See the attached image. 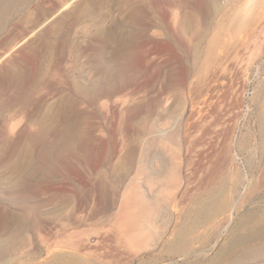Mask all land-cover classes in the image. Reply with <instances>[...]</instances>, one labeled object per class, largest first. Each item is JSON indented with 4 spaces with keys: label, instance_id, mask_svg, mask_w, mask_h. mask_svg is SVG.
<instances>
[{
    "label": "rangeland",
    "instance_id": "1",
    "mask_svg": "<svg viewBox=\"0 0 264 264\" xmlns=\"http://www.w3.org/2000/svg\"><path fill=\"white\" fill-rule=\"evenodd\" d=\"M65 1L26 0L8 15L0 31V105L7 101L9 106L0 108V177L19 144L31 145L29 158L43 164L24 201L19 198L24 185L0 178V208L23 213L26 203H41L39 236L48 238L52 252L73 251L74 264H231L235 258L232 264H264V245L258 240L252 247H263L262 257L248 261L238 249L226 247L239 220L251 223L262 215L264 222V189L240 202L248 180L264 170V0L248 9H243L247 0H230L219 10H200L198 22L187 24L183 46L174 50L156 36L162 29L152 27L147 33L157 38L145 42L152 52L142 56L135 51L131 56L138 64L150 59L135 81L93 105L81 101L71 113L66 110L67 115L52 118L56 103L65 97L59 91L65 78L79 94L70 95L81 100L77 88L103 80L94 59L100 31L136 34L134 20L141 14L130 18L129 8L108 0H95L87 13L80 8L89 0H74L57 12ZM191 6L185 11H194ZM45 40L65 41L69 51L58 46L43 55ZM113 48L108 44L104 52L107 61ZM18 68L23 77L9 83L5 76ZM40 98L46 99L42 106ZM135 105L137 110L132 109ZM42 115L48 116L44 133L35 138ZM75 120L79 133L73 154L53 151L64 123ZM171 134L173 142L166 139ZM48 148L50 164L43 156ZM17 174L12 173V179ZM75 184L87 203L75 212L81 220L77 225L65 223L61 228L65 214L78 203L72 192ZM221 184L227 185L228 197L235 198L232 214L228 221L225 214L202 247L197 239L205 226L195 224V202L206 201L208 192ZM101 193L106 196L103 210ZM66 201L69 206L64 207ZM61 205L58 212L53 210ZM150 213H155L157 225L140 232ZM180 232L189 238V247L181 253L175 247ZM34 234L24 237L31 240ZM5 236L0 229V241Z\"/></svg>",
    "mask_w": 264,
    "mask_h": 264
},
{
    "label": "bare ground",
    "instance_id": "2",
    "mask_svg": "<svg viewBox=\"0 0 264 264\" xmlns=\"http://www.w3.org/2000/svg\"><path fill=\"white\" fill-rule=\"evenodd\" d=\"M73 1L74 0H66L61 6V9H59L57 12H59L60 10L62 11L68 5L72 4ZM94 1L95 0H89L85 4V6H82L80 8V10H82L81 12L84 13L90 12L91 10L90 7L94 6ZM108 1H112L116 5L129 8L130 18H134L136 12L141 13V14L136 13L137 15H140L138 16L139 18L137 17V20L133 19L136 23L135 25H136L137 33L133 35L131 34L129 36H126L125 34L111 35L109 34L108 31L101 30L99 36H97L98 44L96 46V54L94 56V59H95V64L97 63L98 65V66L96 65L97 66L96 69L102 75V77L101 75L100 77L103 80L95 84L93 83L86 88H82V87H80V89L77 88V90L81 94H83L82 97L83 99L81 100L77 98L78 96L73 97L70 95V91L72 90V83L71 81H69L68 78H65V80L63 81L64 85H60L62 89H59L60 92H64L65 97L61 99L59 98L60 100L57 99L60 102L56 103L57 104V106H55L56 111L54 112L52 118L58 117L60 115H64V113H66L65 112L66 110H68L67 112L71 113L72 106L81 101H84L89 105H93L101 97H103V95H114V93H116L118 90L125 89L132 81H135L139 69L146 68L147 64L150 62V59L148 60L146 59L141 64H138L132 61L131 56L132 53L135 51L139 52L142 56L148 55L150 52H152L150 48L145 47V42L152 41V39L155 37L147 33L148 30H150L152 27H158L162 29V32L156 33L158 34L156 36H159L160 40L165 41L164 43L166 45V48L171 50L178 49L183 46L182 39L184 34L186 33L187 24L190 22L192 23L198 22L199 17L201 15L200 10L202 9H204V11L205 10L209 11L211 9L219 10L220 7H222V5L228 4L230 2V0H108ZM24 2H26V0H0V31L4 28V24L8 19L7 18L8 15L11 14L17 7L19 8V6ZM253 2L255 4L256 0L255 1L247 0L245 4L243 3L244 5H247V7L245 6L243 9L245 8L248 9V7L253 4ZM40 5L41 4L37 3L36 7L41 8ZM186 5H190V6L192 5L191 7L194 9V11L192 10L191 13L185 11ZM71 14L75 15V12ZM46 20L44 18V21ZM56 23L58 26V24L61 23V21H57ZM133 41H136L137 44L136 45L132 44ZM111 43L114 44V48L110 60L107 61L105 59L104 52L108 47V44ZM68 45L69 44H67V42L65 41L52 42L50 40H45L42 43L40 51L42 52L43 55H49L55 47L61 46L62 51L67 52L69 51L70 48V47L68 48ZM8 72L9 73H7V76L5 77L7 78L9 83L16 84L19 81V79L23 77L22 68H18L14 70L10 69ZM39 72L40 71L37 72V75ZM59 82L60 81H58V83ZM60 86L57 87L60 88ZM26 87L27 85H22L23 89H26ZM74 93L76 92H73L71 94ZM76 94L79 95L78 93ZM45 102H46L45 98H40L37 103L38 105L42 106ZM7 104L8 103L6 101L4 104L0 105V108L7 109L9 107L7 106ZM138 107L139 106L135 105L133 106L132 109L137 110ZM134 117H131L130 119H133ZM47 118H48L47 115H42L41 118L37 120L40 127L33 137L36 136L37 138H39V136L43 135L44 128L42 125L44 121L47 120ZM1 119L3 120L2 117ZM68 121L65 123L63 122L64 127L62 130H60V133L58 134L60 137L58 139L60 140L57 143L59 144L53 143L54 146L50 145L51 147H53V151L66 149L73 154V148L75 146V145L73 146L74 141L77 142L78 140L77 136L79 130L77 131L76 128L79 124L77 125L76 123L77 120L73 122H71L72 120L70 122ZM75 130L76 132H74ZM8 137L10 136H7V138ZM166 139L170 142H173L175 139V134H171ZM9 140L10 139L8 138L7 141ZM51 151L52 148L51 149L48 148V150H46V152H44L43 155L45 159L44 161L48 162L49 164L51 163L53 158L51 157ZM31 152H32L31 145L19 144L11 152L14 153V158L8 160V162L6 161L8 163L7 165L8 170L5 171V174H3L0 177L6 179L9 178L11 184L15 186L24 185L25 187V189L23 190L24 193L22 192V196L19 197L20 200L23 199V201L27 199L26 194L29 192L28 188L31 187L30 182L34 180L36 181L37 173L39 172L42 173L43 171L42 168L43 164L35 165L34 162L31 160V158H29ZM1 161H4V158L0 157V162ZM262 171L264 172V170H261V172ZM14 172L18 174L12 179L11 175ZM263 172H262L263 175L260 173L256 176L252 175V177L248 180V183L246 185V191L244 192L243 196L240 199L241 203L245 202L246 199H249L252 195H254V193L258 192L259 194L260 191H263L264 189ZM7 173H9L10 176ZM38 182L39 180H37V183ZM226 186L227 185L225 184H221L220 187L215 191H212L211 189V192L210 193L208 192L209 195L206 201L195 202L197 203V206L193 210L199 216V220L194 222L199 227L205 226L204 231L200 233L198 239L196 238L200 242V245L202 247L203 246L205 247V245H207L210 236H212V234H214L217 231L216 229L220 226L221 220L224 218L225 214L229 213L228 217H226L227 221L229 220V217L232 214L231 211H232L233 203L231 204V201L235 200V198L232 199L231 197L230 199V196L228 197V192L225 188ZM87 190H90V186L88 187ZM72 192L75 196L78 197L77 200L78 203L76 204L75 208L73 207V209H71L69 213L65 214L64 222L60 223L61 228H63L65 223L66 225H73V224L77 225L78 222H80L81 220L77 219V217L75 216V212L81 209L82 205L84 204L86 205L87 203L86 196L81 194L82 188L80 186L75 184ZM35 194L36 191L35 190L32 191L31 197H33V195ZM138 194L140 197H143V192L141 188ZM104 198H106V196L101 193L100 202H99L101 205V210H103L104 207L106 206V201ZM260 201H263V199ZM40 204L41 203L37 204L34 202H30V204L26 203L23 206V213H19L17 211H9L0 208V229L4 231L6 234L3 241H0V264H74L76 254L73 251H68V253L52 252L50 244L48 243V238H46V236H41V237L39 236V233L37 231L40 230L38 226L39 223H41L42 221V218L39 217V213H38L41 207ZM63 206L64 207L69 206V202L66 201L65 205ZM63 206L61 205V207H56L53 210L54 211L57 210L58 212V210L62 209ZM155 216H156L155 213H153V215L152 213H150V215L145 217L146 223H144L141 226L140 232L150 229L151 227L155 226V224L157 225L156 222L158 219ZM262 218H263L262 215L260 218H258L257 216L258 220L251 223L247 219L239 220V222L235 225V233H233L231 239L229 240V242H227L228 245H226L229 251L230 249L233 251L238 249L241 252L240 255L242 260L246 259V261H248L249 258H254L257 256L262 257L261 256L262 253L260 249L263 247H260V245L259 247L258 246L252 247V243L257 240L260 242V244L262 243L261 246L264 245V222ZM166 222H168L167 218H165L164 220L162 219L163 225H166ZM240 229L243 231H241ZM236 230H239V232H236ZM31 231L35 233L34 235H32L33 236V238L31 239L32 242L30 239L24 237L25 233ZM22 234L24 238L20 236L23 239L20 242L18 238L19 235ZM215 237H217V235ZM177 239L178 240L175 246L178 249L177 251H180V249L184 251L187 247H189V241H188L189 238H187L185 234L181 233ZM31 243L33 244L32 247H27ZM43 243L45 244V246L42 245ZM72 244L74 245L75 243ZM71 248H77V247H71ZM45 252L48 256H42L43 253ZM241 258L239 260H241ZM234 261H236V258Z\"/></svg>",
    "mask_w": 264,
    "mask_h": 264
}]
</instances>
